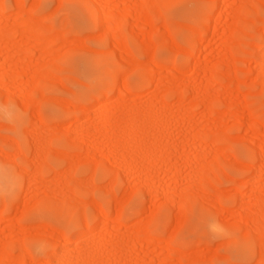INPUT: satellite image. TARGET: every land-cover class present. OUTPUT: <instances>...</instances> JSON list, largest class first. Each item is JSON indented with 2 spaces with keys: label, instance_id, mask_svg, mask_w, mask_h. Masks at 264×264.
<instances>
[{
  "label": "rangeland",
  "instance_id": "rangeland-1",
  "mask_svg": "<svg viewBox=\"0 0 264 264\" xmlns=\"http://www.w3.org/2000/svg\"><path fill=\"white\" fill-rule=\"evenodd\" d=\"M21 2L0 264H264V0Z\"/></svg>",
  "mask_w": 264,
  "mask_h": 264
},
{
  "label": "bare ground",
  "instance_id": "bare-ground-1",
  "mask_svg": "<svg viewBox=\"0 0 264 264\" xmlns=\"http://www.w3.org/2000/svg\"><path fill=\"white\" fill-rule=\"evenodd\" d=\"M18 1H20V0H17V5H19V7H20V6H24V5L22 4V2H21L22 0H21L19 3H18ZM36 1H37V0H36ZM20 3H21L22 5H21ZM0 8H1V7H0ZM35 9H37V8H35ZM20 10H21V12H22V9H21V8H20ZM23 10H24V9H23ZM111 14H112V13H110V12H108V11H106V10H102V11H101V15H100V18H101V19H100V20H101L102 23L105 24V25L103 24L105 27H106V25L111 21V18L113 17V16H112L113 14H112V15H111ZM32 17H33V16H32ZM34 19H35V18H34ZM30 20H31V18H30ZM19 21H20L19 23H21L22 19H20ZM36 21H37V19H36ZM22 22H23V21H22ZM34 22H35V21H34ZM23 23H24V22H23ZM28 23H32V21H31V22H28ZM35 23H36V22H35ZM26 24H27V23H26ZM32 24H33V23H32ZM28 25H29V24H28ZM18 26H20V25H18ZM24 26H25V25H24ZM35 26H36V24H35ZM107 26H109V25H107ZM22 27H23V26H22ZM26 27H27V26H26ZM31 27H33V25H32ZM110 27H111V26H109V28H110ZM20 28H21V27H20ZM28 28H30V27H27V30H28ZM18 29H19V28H18ZM36 29H37V28H36ZM1 30H6V29L4 28V29H1ZM1 30H0V33H1L0 36H2V38L5 37V36H8V35H7V33H8L7 31H2V32H1ZM8 30H9V29H8ZM25 30H26V29H25ZM27 30H26V31H27ZM29 30H32V29H29ZM18 31H19V30H18ZM23 31H24V30H23ZM30 32H32V31H30ZM30 32H29V34L31 35ZM36 32H37V31H36ZM21 33H22V31H21ZM26 33H27V32H26ZM10 35H11V34H10ZM26 35H27V34H26ZM32 36H33V35H32ZM25 37H26V36H25ZM33 38H34V37H33ZM232 38H233V37H232ZM3 39L5 40V38H3ZM9 39H10V38H9ZM9 39H8V40H9ZM229 40H230V39H229ZM1 41H2V40H1ZM230 43H231V41H230ZM226 44H227V43H226ZM226 44H225V45H226ZM263 50H264V49H263ZM34 80H35V79H34ZM34 80H33V81H34ZM115 91H116V90H115ZM117 92H118V91H117ZM115 93H116V92H115ZM209 109H211V108H209ZM118 210H119V209H118ZM100 212H101V210H100ZM100 212L97 213V214H99L98 216L101 217V220H100L98 223H100V222L102 221L101 223L104 224V223H105V216L103 215V213H100ZM101 223H100V224H101ZM85 228H86V227H85ZM85 233H86L85 235H88L90 232H89V230H86ZM65 252H66V251H65ZM1 254H2V253H1ZM64 254H67V253H64ZM6 255H7V254H6ZM54 255H55V254H54ZM10 256H11V255H10ZM61 256H62L61 259H62L63 261L69 259V260H68V261H69L68 264H71V258H69L68 256H63V254H62ZM4 257L6 258L7 256H4ZM7 258H8V257H7ZM57 258H58V257H57ZM61 259H60V257H59V260H61ZM56 260H58V259H55V260H54L55 263H56ZM61 262H62V261H61ZM53 264H54V262H53Z\"/></svg>",
  "mask_w": 264,
  "mask_h": 264
}]
</instances>
